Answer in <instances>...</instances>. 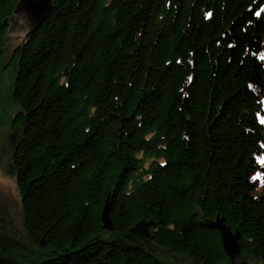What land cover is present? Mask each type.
Listing matches in <instances>:
<instances>
[{"label":"trees","instance_id":"obj_1","mask_svg":"<svg viewBox=\"0 0 264 264\" xmlns=\"http://www.w3.org/2000/svg\"><path fill=\"white\" fill-rule=\"evenodd\" d=\"M21 1L0 0V42ZM263 5L55 0L13 54L30 246L1 227L0 264H166L152 241L185 264H264ZM217 218L241 237L236 261L202 223ZM141 222L151 238L130 234ZM31 245L48 254L26 259Z\"/></svg>","mask_w":264,"mask_h":264},{"label":"rangeland","instance_id":"obj_2","mask_svg":"<svg viewBox=\"0 0 264 264\" xmlns=\"http://www.w3.org/2000/svg\"><path fill=\"white\" fill-rule=\"evenodd\" d=\"M10 28L6 38L0 42V52L3 57L0 58V231L1 227L5 233H12L11 240H22L26 245L30 246L24 231L22 199L20 198L19 189L17 187V176L12 166L13 162V139L17 136L14 130V119L20 112L16 107L13 99H11V85L15 80L14 52L18 47L23 46L28 35V24L21 15H16L10 20ZM259 165L262 166L254 176L260 179L255 190V196L264 195V153L258 156ZM108 230H104L102 237L108 238ZM140 236V235H139ZM146 238V237H144ZM148 238V237H147ZM31 248L26 250L27 257L35 258L41 255L48 254L46 249L36 248L31 245ZM150 246L156 249L158 258H161L166 264H185L182 260L169 257L156 246L154 241L150 242ZM152 247V248H153ZM157 247V248H156ZM246 261V260H245ZM240 262L242 260L240 259ZM249 264H258L254 260H249ZM261 264V263H259Z\"/></svg>","mask_w":264,"mask_h":264},{"label":"water","instance_id":"obj_3","mask_svg":"<svg viewBox=\"0 0 264 264\" xmlns=\"http://www.w3.org/2000/svg\"><path fill=\"white\" fill-rule=\"evenodd\" d=\"M54 1L55 0H22L17 4L15 15H21L25 22H27L29 28L28 35L34 34L44 23L47 22L50 13L53 11ZM109 213L110 206L108 205L102 214V221L104 230L111 232L112 224ZM202 223L210 230H216L221 234L224 251L227 255H229L232 261H236L237 258L241 256L242 246L241 243H239L241 237L238 233L234 234V232L231 231V229L226 225L225 220L217 218L216 221H202ZM152 226L154 227L151 222H141L136 225L135 229L130 231V234L151 238L149 230Z\"/></svg>","mask_w":264,"mask_h":264}]
</instances>
